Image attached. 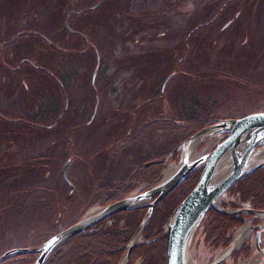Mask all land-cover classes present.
Masks as SVG:
<instances>
[{
  "label": "trees",
  "instance_id": "1",
  "mask_svg": "<svg viewBox=\"0 0 264 264\" xmlns=\"http://www.w3.org/2000/svg\"><path fill=\"white\" fill-rule=\"evenodd\" d=\"M129 1L130 0L119 1V15L122 13L126 15L125 12L128 11L130 7ZM216 1L221 3L222 0ZM103 5L104 4L100 5V7ZM222 8H225V5H222ZM222 8L209 22H215L219 19L220 13L223 11ZM239 17L240 14L235 12L227 21L234 24L238 21ZM122 19L123 22L120 25L122 32H118L119 50H123L126 41L128 42L129 39H131L130 35L132 30H134L135 27L141 28V22L143 23V21H145L143 18L131 17L128 15L122 17ZM136 19L139 20L138 24L135 23ZM127 20H130L134 25L127 22ZM73 21L74 19L72 18V24H74ZM125 25H128V30L130 32L126 29ZM116 26L117 25L114 23L113 27L116 28ZM74 27L79 29L80 32L82 28H84L82 22H80L79 26L76 24ZM204 29L205 24L200 26L198 30L196 27L193 30L199 34V32ZM225 32V30H218V35H216L212 45L217 46L218 40L224 36ZM161 36H163V38L167 37L166 35ZM161 36L157 37L162 39ZM206 41H208V39ZM130 43L135 46L134 40ZM111 47L114 49L117 48L116 44L110 41L109 54L105 55L109 59H103V61L98 50L93 54L91 52L89 53L88 50L78 51L70 49L69 53L61 57L57 63L58 66L53 65V67L50 68V73H53L52 70H56V73L54 71L53 74H50L54 79V90L56 91L58 88V82H61L65 89H68V83L72 82L73 84L69 88V93L70 96L73 95V98H75L77 94L74 92L77 90L72 91V89L78 87L80 83L84 84V87L86 86V91L84 93L86 97L89 91L95 92V90H97L96 84L99 79L101 80L103 78L107 80L108 84L111 86L112 81H109V77L105 76V71L108 69L101 68L104 61H117L113 60L114 58L112 56L115 54H111ZM54 55H58V53L54 52ZM97 55L100 56L99 69L96 71L97 75L94 78L95 60H93V57ZM151 55L150 58L153 61L159 60V54L153 53ZM66 61H68L71 66L68 69L63 68V66H65L63 62ZM129 64L127 61L121 60L117 62L116 66L121 68L120 74L125 72L129 74L128 83L132 84V81H134L137 76L133 66L129 67ZM211 64L212 63L209 62L206 65L204 72L211 75L219 73ZM186 68L195 70L192 64ZM64 70L67 71L63 73ZM141 70L149 73V77H151L152 74L155 75L158 73L159 67L153 64L148 70L143 68ZM114 73H119V70H114ZM143 79L142 77L140 82H142ZM173 79L172 74H167L159 91H153L151 96L147 94L142 97L141 100L144 99L145 101L144 105L153 103L159 94H166ZM110 80H113V78ZM139 80L138 76L137 81ZM91 81L94 82H92L93 85ZM208 82L209 77L206 78L204 83L206 84ZM164 85L165 89L162 92V87ZM235 85L240 86V88L243 86V84ZM243 87H246V84ZM237 91L240 93L239 89ZM132 93L134 94V91H132ZM60 96L62 100L59 102L52 100L54 105L52 110H49V112L47 109L42 110L47 117L42 121H38L41 123L40 127L37 125L38 128L35 127L29 130L24 128L26 133L22 136L15 135L13 130H5L0 133L1 139L2 137H6V141L2 146H12V150L14 147H18L21 142L24 143L25 148L29 146V141L35 143L30 151L23 150L28 153L23 156L30 157L35 151L37 152L36 157L29 158L32 163L37 160L42 171L45 172H48V169L52 167L51 172L53 173L54 180V186L52 187L54 189H48V192H44L42 195L38 196L40 204L47 203L48 209L40 212L35 220H29L27 222L24 229V241H28V245L25 247L26 249L41 245L54 235L74 225L80 220L82 214L94 206H109L125 199L130 193L138 190L140 187L145 186L146 189L150 188L158 181L168 156L179 148L183 142L204 128L219 123L220 121L243 117H235L231 114H229L230 116L216 114L220 106L217 101H213V96L208 92V89L194 87V90L192 93H189V95L186 93L180 95L178 97L179 102L176 105H173L169 97L167 102H164L165 106L162 108L159 106L150 108V105L148 107H143L144 105L139 107V105L131 104L133 105L132 107H126L120 116H115L116 122L114 124L109 123L101 127L102 129L106 127L107 133L111 131L110 133H117L116 135L111 134L112 138L109 137L110 139L98 137V139H96L99 143H96V149H92L91 151L85 149L83 153H80L77 151L76 146L71 144L72 140L78 137L75 133L83 129L76 118L83 121L87 117L88 112H90L89 117L91 116V111L93 109H84L85 107H81L82 111L77 112L80 107L73 106V104L77 103L76 100L70 107V101H65V91H60ZM68 108H70L69 110L71 111L67 112L66 109ZM32 113L33 110H24L19 116L28 124H37V121L33 120L34 113ZM67 113L71 114L72 117L68 119L66 117ZM107 114L109 113L107 112ZM48 117L49 119H47ZM97 118L98 114L96 115V119ZM50 119L53 120V123H50ZM48 127L51 129H47ZM4 128L5 125L0 118V130ZM113 130H116V132H113ZM83 131L88 135L89 129ZM5 133H9V135H4ZM47 134H53V137H50L48 140ZM63 135H68V137L65 136L63 139ZM52 138H54L53 141H51ZM88 138L93 139L91 134L88 135ZM54 142L55 146L52 147ZM46 144L48 145L47 147L44 146ZM70 147L72 153L71 157H69L67 153ZM52 154L55 156L54 160ZM73 157H80L78 164L75 163L77 161H75ZM172 160H177V155H173ZM68 162L69 167L66 174L69 173L73 165L74 169L77 167L79 169L82 168L83 177L86 180L83 182L84 186H82L83 200L80 202V207L76 210V202L74 200L75 186L72 184L74 186V192L71 193L61 178V170ZM148 163L153 164L146 167ZM37 166L38 165H35L33 167ZM3 167L4 166H1L0 176L4 174V172H2ZM4 168L6 174L25 171L24 168L19 167L17 163H10V161H6ZM27 169H29L27 172L34 176L32 173L33 171L30 170L32 168L28 166ZM200 173L201 170L194 171L155 209L142 233V243L132 250L128 264H167L164 235L166 223L174 210L194 189L198 183ZM56 181H61L67 189L65 195L56 188ZM25 189L27 188L22 186V190ZM47 195H49V202L45 200ZM227 196L229 205L233 209L248 208L253 211H263L264 168L253 172L237 182L228 191ZM146 212L147 210L145 208H140L118 214L97 225L92 230L68 239L51 253L44 264H119L125 255L130 240L134 237L142 224ZM70 215L72 216L70 217ZM46 217H48L49 221L44 220ZM244 219L245 216L243 215L228 216L211 210L198 229L193 240V245L200 242L202 246L206 247L205 249L207 251L210 250L213 254L225 249L229 245L237 228L244 223ZM31 232H33V234H31ZM248 255L249 250L243 248L236 252L232 256V259L243 256L248 257ZM35 259V254H23L9 258L2 264H34Z\"/></svg>",
  "mask_w": 264,
  "mask_h": 264
},
{
  "label": "rangeland",
  "instance_id": "2",
  "mask_svg": "<svg viewBox=\"0 0 264 264\" xmlns=\"http://www.w3.org/2000/svg\"><path fill=\"white\" fill-rule=\"evenodd\" d=\"M119 1L120 0H104V3H102L104 5L92 12L85 11L84 15L70 16V25L74 26V24H72V18L78 26L80 22H82L84 28H82L80 33L76 31L73 34L67 33L64 35V30L55 28V26H62L61 22L66 16L64 12L63 15L54 14L51 24H47L46 22L33 24L40 33L51 34L59 48L68 49L63 48V46H65V43H71L72 46H74L73 49L78 51L88 50L89 53L91 52L94 54L95 51L98 50L102 56V61L103 59H109L105 56L109 54V42L112 41L117 46L116 49L113 47L110 48L111 54H115L112 56L114 59H112L117 61H104L101 67L103 69H108L105 71V76L109 77V81H112V85L110 86L108 81L103 78L101 80L99 79L96 84V93L89 91L86 97L84 94L86 86L84 87V84L80 83L78 87L72 89V91L77 90L74 92L77 96L75 98H73V95L69 97L70 107L75 100L77 103L85 101V108L87 109H93V105L100 102L98 117L111 118L113 116H120L127 107L129 101H133L135 105L142 107L145 103L144 99L141 100L142 97L147 94L151 96L153 91H159L165 76L167 74H172L174 79L171 81L167 93L159 94L153 103H147L143 107H148L150 105V108H155L156 106L162 108L165 106L164 102H167L168 97L173 105H176L179 102L178 97L180 95H183V93L189 95V93H192L194 90V87H199L208 89V92L213 96V101L218 102L220 107L216 111V114L224 116H230L229 114H231L238 117L255 112L263 113L264 0H222L221 3L216 0H130V7L125 13L131 17L145 18V21H143V23L141 22V28L135 27V37L129 39L128 42L126 41L123 50H119L120 44L118 40V32H122L120 25L123 22L122 17L118 16ZM97 2H100V0H87V5L92 6ZM222 5H225V8H222ZM221 8L223 11L220 13L219 19H217L216 22H209L214 18L213 16L219 13ZM75 9L77 8L74 6L70 8V10ZM235 12L240 14L239 20L234 23V26L229 25L228 30L226 28V32L224 36L218 40L217 46L212 45L216 35H218V30ZM114 18L115 24L117 25L116 28L113 27L112 23ZM135 23L138 24L139 20L136 19ZM203 24H205V29L197 34L193 29L196 27L198 30ZM72 26L71 28L74 29ZM125 27L128 30V25H125ZM51 30L52 32H50ZM56 31L59 33L57 34ZM80 34L86 35L84 36V40L88 42L87 46L84 45V41L80 37ZM161 35H166L167 37L163 38ZM148 36H151V40L147 39ZM157 36H161L162 39H159ZM207 39L208 41H206ZM133 40L138 41L137 46H133L130 43ZM17 43H21L22 47L25 45L23 40H18ZM177 45L178 51L176 50ZM147 51H149V54L143 56L142 54ZM153 51H160L161 55L158 61H153L150 58L152 56L151 54L154 53ZM39 55L45 56L46 53L41 52ZM61 57L62 56L54 55L51 62H53L55 66H58L57 63ZM93 60H95L94 66L96 67L97 56H94ZM121 60L127 61L128 64L130 63L129 67L133 66L137 76V78H135L136 80L134 79V84L128 83L129 74H127V72L120 74L121 68L116 65L117 62ZM49 61L50 59H48L47 62L40 61V63L47 65L45 63H49ZM209 62L212 63L211 66L219 73L211 75L204 72ZM63 64H65V66H63L64 69L71 67L68 61L63 62ZM153 64L159 67V71L155 75L152 74L153 76L151 75V77H149L150 74L141 69L148 70ZM191 64L194 65L195 70L186 68ZM114 70H119V73L115 74ZM54 71L56 73V70ZM49 72V70L37 68L36 75H39L45 82V86L49 87V98L59 102L62 98L59 89L57 88L58 90L56 89L55 91L53 88L54 86H52L49 81L50 78L46 74ZM138 76L140 79L139 81H137ZM142 77L145 80L143 79V81L140 82ZM208 77L209 82L205 84L204 82ZM112 78L113 80H110ZM35 80H37V83L39 82V79ZM37 83H29L28 87L29 89L34 88L40 93L43 91V85L37 86ZM69 83L68 91L73 84L72 82ZM235 84H243V86L246 84V87L242 86V88H240V86H236ZM238 89L240 93L237 91ZM132 91H134V94ZM3 94L4 92H0V97H2ZM20 103L22 105V101L19 99V105ZM2 104L3 106L0 107L2 110H12L11 106L5 101V98L2 99ZM69 109L70 108L66 109V111H71ZM108 109H112L113 112L107 114ZM33 112H35V110H33ZM68 114L69 113L66 114V117L69 119L72 115ZM2 120L5 128L0 130V133L5 130H13L15 133L20 131L16 134H24L26 133L24 128L29 130L31 128L40 127L39 123L28 124L24 122V119H22L19 114L12 118L5 116ZM98 122V119L94 120V124ZM80 125L83 129L75 133L78 137H75L71 142L80 153H83L85 149L88 151L96 149V143H99V141H97L98 137L110 139L109 137H112L111 134H114L110 133L111 131L107 133L106 127L100 132H94L92 128L85 127L83 121H81ZM85 129H90L88 135L91 134L93 139L88 138L87 133L83 131ZM113 132H116V130H113ZM4 135H9V133H5ZM219 138H222V136H217L215 139L203 138L199 142L193 156L190 158L194 159V156L199 155L202 149L207 145L208 148L202 155L209 154L214 147L213 145ZM5 141L6 137L0 138V153L4 151L2 144L5 143ZM34 145L35 143L29 141V146L25 148L24 143L21 142L18 147H14L13 150L10 149L8 151V153H11L12 150V156L9 158L17 159L18 161L25 158L26 162L19 164V167H23L25 171L14 172L13 177L22 176V186L27 189L24 191L25 197L22 199V204L19 206L15 204V201H10L9 199L6 200V204H2L4 195L12 197V191L14 189H9L7 186H5L4 189H0V256L12 250L25 248L28 245V241H24V229L27 222L29 220H35L40 212L48 209L47 203L40 204L39 200L36 198L48 191L40 189L37 183H45V178H47L48 181L46 183L54 189L52 187L54 186L53 173L51 172L52 167L48 172H36L33 173V176L27 172L29 170L27 167L31 165L32 162H28V156H23L24 154H28L23 150L30 151ZM15 153L18 155L17 157ZM67 153L69 157L72 156L71 147ZM35 155H37V152L34 151L31 156ZM52 156L54 160V154H52ZM73 159L77 161L75 162L76 164L80 161V157H73ZM261 160L264 161V156ZM170 165L174 167L178 164L176 162ZM67 179L71 185L74 184L75 186L74 200L76 202V210L80 207V202L83 200L82 186H84L83 182L86 181L83 177L82 168L79 169L77 167L74 169L72 165L67 174ZM4 182H7L5 178ZM26 183H28V185H25ZM56 188L64 195L67 192V189L61 181H56ZM138 195V193H134L131 196ZM50 203L52 204L51 201ZM17 207L20 209L19 213L16 212ZM99 210V208H92L87 212L86 216H91ZM71 216L72 215H70V217ZM44 220L49 221L48 217L44 218ZM252 223L253 221H246L245 225L249 224L253 227ZM248 241H250V244L254 243V233L250 234L244 243ZM205 248L206 247L202 246L200 242L194 244L189 256V264L213 263L218 254L215 256V254L211 253L210 250L207 251ZM225 264H233V261H227ZM239 264L264 263L262 262L261 255L253 253V256H251L248 261H241Z\"/></svg>",
  "mask_w": 264,
  "mask_h": 264
},
{
  "label": "water",
  "instance_id": "3",
  "mask_svg": "<svg viewBox=\"0 0 264 264\" xmlns=\"http://www.w3.org/2000/svg\"><path fill=\"white\" fill-rule=\"evenodd\" d=\"M217 136H222L221 142L215 146L211 153L202 155L208 148L207 146L194 159L188 158L186 153L188 144L200 141L202 138H214ZM178 149H181V152L180 162L176 171L166 180L162 178L150 191L114 203L100 212L84 218L76 225L47 241L38 249L9 252L0 258V264L9 257L23 253H36L38 256L34 264H44L48 256L67 239L89 231L116 214L147 207L148 213L140 229L129 243L125 258L120 263L126 264L130 252L134 248L153 210L200 166H203V170L196 187L176 208L168 220L165 232L167 264H188L192 239L211 209L218 210L226 215L242 213L262 217L263 221L260 226L251 230H264V212H230L221 207L223 197L234 184L254 171L264 168L263 160L256 162L258 158L264 156V114H255L240 120L217 123L203 129L182 143ZM65 170L66 167L63 170V175ZM164 175L165 173L163 177ZM260 234V232L256 234L257 249H259ZM234 244L235 241L221 252L212 264H221L237 247Z\"/></svg>",
  "mask_w": 264,
  "mask_h": 264
},
{
  "label": "flooded vegetation",
  "instance_id": "4",
  "mask_svg": "<svg viewBox=\"0 0 264 264\" xmlns=\"http://www.w3.org/2000/svg\"><path fill=\"white\" fill-rule=\"evenodd\" d=\"M98 3L99 2L94 3L92 6H95ZM72 6L76 7L77 9L70 10ZM87 10H91V6L87 5V0H0V92H4L2 97H0V107L3 106L2 99L5 98L7 104L12 108V110L10 111H4L0 108L1 119H3V117L5 116L8 118L15 117L17 114L20 115L22 112H24V110H35V112H33L34 114H32L34 116L33 120L37 121V123H39L38 121H42L47 117L42 112V110L47 109L49 112V110L53 109L54 105L52 100L49 98V87L45 86V82L39 75H36L37 68L50 71V68L54 65L53 62H51V60L54 58V52H57L59 56H65L66 53L70 52V49L74 48V46H72L71 43H65V46H63V48L68 49L59 48L55 40L52 38L51 34L40 33V31L36 29L33 24L40 22L51 24L53 22L54 14L63 15L64 12L66 16L61 22L62 26H55V28H61L62 30H64V35L76 31L80 33V30L74 27L76 25L75 21H73L74 26L70 25V16L84 15V12ZM126 15H124L123 13L119 15L118 13L119 17H125ZM127 22L132 23L130 20H127ZM228 22L229 21H226V23L219 29V31H222V28H224V26ZM71 26L74 27V30L71 29ZM67 27H69L71 32ZM134 31L135 30H132L133 33L131 32V39L135 37ZM50 32H52V30ZM56 33L58 34L59 32L56 31ZM84 36L86 35L80 34V37L85 43L84 45L87 46L88 42L84 40ZM147 39L151 40V36H148ZM18 40H23L25 42V45H23L22 47L21 43H17ZM134 41V45L137 46L138 41ZM27 47L29 48V51ZM176 50L178 51V45L176 47ZM41 52H45L46 55H39V53ZM153 52L159 54V56L161 55L160 51ZM148 54L149 51L144 52L142 55L144 56ZM48 59H50V61L49 63H46L47 65H43L40 63V61L47 62ZM52 71L54 73V70ZM66 71L67 70H64L63 73H65ZM53 73H46L50 78L49 81L51 82L52 86H54V79L50 74ZM35 79H39V82L37 83V80ZM133 82L134 81H132V84H134ZM29 83H37V86L43 85V91L39 93L34 88L29 89ZM57 85V87L59 88V93L60 91H65V101L69 102L70 93L68 89H65L61 82H58ZM19 99L22 101V105L21 103L19 105ZM131 104H134V102L129 101L127 107H132L133 105ZM73 106L80 107L79 109H81V107H85V101L75 103L73 104ZM94 109L95 106L93 105V110ZM77 112H79V110H77ZM95 113H97V111H95ZM47 119H49V117ZM95 119L96 114L94 117L90 116L89 119L87 116L83 121L85 122V127L91 126L94 132L102 131V125L109 123L114 124L116 122L115 116L111 118L98 117L97 119L99 120V123L92 126V123ZM50 123H53V120L50 119ZM47 129L51 128L48 127ZM19 132L20 131L16 133ZM16 133L15 135H23ZM65 136L68 137V135H63V139L65 138ZM47 137V139L49 140L50 137H53V134H47ZM53 140L54 138L51 139V141ZM44 146L47 147L48 145L46 144ZM53 146H55V142L52 144V147ZM3 148V153H0V169L1 166L5 167L6 161H10V163L14 162L18 165L26 162L25 158H22L20 161H18L17 159L9 158L10 156H12V154L8 153V151L12 149V146H3ZM15 156H18L17 153H15ZM32 157H36V155L30 156L29 158ZM31 165L29 166L32 168L30 169L31 171H33L32 173L42 171L41 166L39 165V162L37 160ZM35 165L38 166L33 167ZM4 167L2 168V172H4V174L0 176V189H4V187L7 186L9 189L14 187V190L12 191V197L4 195L2 204H6V200L14 198L15 204L19 206L22 204V199L25 197L21 193L22 176L13 177L14 172L6 174V170ZM4 178L7 180V182H4ZM47 181V178H45V183L38 182L37 186L51 189L50 185L46 183ZM26 184L28 185V183ZM36 198L38 199V197ZM45 200L49 202V195L46 196ZM16 212H20V209H18V207L16 209Z\"/></svg>",
  "mask_w": 264,
  "mask_h": 264
},
{
  "label": "bare ground",
  "instance_id": "5",
  "mask_svg": "<svg viewBox=\"0 0 264 264\" xmlns=\"http://www.w3.org/2000/svg\"><path fill=\"white\" fill-rule=\"evenodd\" d=\"M199 141L196 142H192L190 144H188L186 146V153L188 155V158L191 159L190 157L193 156L194 151L196 149V147L198 146ZM261 161V158H258V160H256V162ZM177 168H170L165 172V176L164 179L166 180L167 178H169L175 171ZM249 231L247 229L242 230L241 232H239L236 240H235V244L234 246H238L244 239L245 235H248Z\"/></svg>",
  "mask_w": 264,
  "mask_h": 264
}]
</instances>
